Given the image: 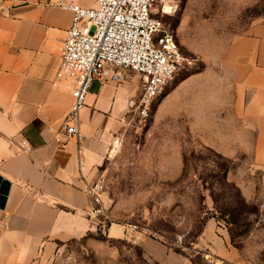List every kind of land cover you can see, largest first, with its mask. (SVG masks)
Wrapping results in <instances>:
<instances>
[{"label":"rangeland","instance_id":"1","mask_svg":"<svg viewBox=\"0 0 264 264\" xmlns=\"http://www.w3.org/2000/svg\"><path fill=\"white\" fill-rule=\"evenodd\" d=\"M167 11L191 64L147 114L141 78L124 72L118 84L135 94L96 172L108 220L40 264H159L141 236L197 264H264V59L251 45L264 40V0H173Z\"/></svg>","mask_w":264,"mask_h":264},{"label":"crops","instance_id":"2","mask_svg":"<svg viewBox=\"0 0 264 264\" xmlns=\"http://www.w3.org/2000/svg\"><path fill=\"white\" fill-rule=\"evenodd\" d=\"M69 2L91 7V0H0V264H40L58 242L91 230L87 186L105 158L102 140L135 94L130 84L95 80L80 112L81 142L65 136L72 97L52 82L72 21ZM251 45L264 59V40ZM140 238L156 263L193 264Z\"/></svg>","mask_w":264,"mask_h":264},{"label":"built area","instance_id":"3","mask_svg":"<svg viewBox=\"0 0 264 264\" xmlns=\"http://www.w3.org/2000/svg\"><path fill=\"white\" fill-rule=\"evenodd\" d=\"M158 3V16L152 8ZM173 0H95L92 7L69 2L72 21L60 48V62L52 82L72 97L62 129L67 138L80 143L81 109L95 80L121 82L125 71L142 80L141 107L149 105L172 87L191 62L180 49L175 33L163 17ZM80 150V147H79ZM107 179L99 174L87 186V216L93 227L108 220L103 195ZM135 231V228L133 229Z\"/></svg>","mask_w":264,"mask_h":264},{"label":"trees","instance_id":"4","mask_svg":"<svg viewBox=\"0 0 264 264\" xmlns=\"http://www.w3.org/2000/svg\"><path fill=\"white\" fill-rule=\"evenodd\" d=\"M247 207H248V205L241 204V205H239V206L237 207V209L240 211V210L247 209ZM231 219H232V221H231L230 223H232V224H236V223H237L236 221H234V219H233L232 216H231ZM177 252H179V251H177ZM179 253H180V252H179ZM182 254H183V253H182ZM183 255H184V254H183ZM191 261H192L193 264H197L195 260L191 259Z\"/></svg>","mask_w":264,"mask_h":264}]
</instances>
